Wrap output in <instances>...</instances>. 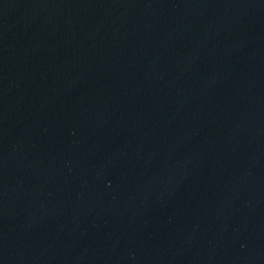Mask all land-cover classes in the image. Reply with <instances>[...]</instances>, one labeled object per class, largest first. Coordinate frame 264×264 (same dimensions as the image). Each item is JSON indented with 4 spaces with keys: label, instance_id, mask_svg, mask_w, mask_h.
I'll return each mask as SVG.
<instances>
[{
    "label": "water",
    "instance_id": "water-1",
    "mask_svg": "<svg viewBox=\"0 0 264 264\" xmlns=\"http://www.w3.org/2000/svg\"><path fill=\"white\" fill-rule=\"evenodd\" d=\"M0 264H264V0H0Z\"/></svg>",
    "mask_w": 264,
    "mask_h": 264
}]
</instances>
